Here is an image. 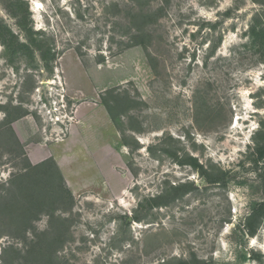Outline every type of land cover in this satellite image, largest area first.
I'll return each mask as SVG.
<instances>
[{
  "label": "rangeland",
  "instance_id": "rangeland-1",
  "mask_svg": "<svg viewBox=\"0 0 264 264\" xmlns=\"http://www.w3.org/2000/svg\"><path fill=\"white\" fill-rule=\"evenodd\" d=\"M14 2L0 0L3 24L18 38L10 53L0 43V195L12 198L26 175L27 194L45 198L25 232L0 211V264L22 263L4 248L24 249L43 234L58 264H264V220L255 237L239 229L263 199L250 155L264 139V48L252 36L264 26V0ZM17 15L50 50L45 60L18 47L28 39ZM215 23L216 31L207 25ZM104 98L118 106V125ZM94 104L111 117L115 146L77 179L83 159L70 153L60 164L52 154H69L78 108ZM45 162L73 197L52 171L32 173ZM167 183L187 187L127 225L124 217Z\"/></svg>",
  "mask_w": 264,
  "mask_h": 264
},
{
  "label": "trees",
  "instance_id": "trees-1",
  "mask_svg": "<svg viewBox=\"0 0 264 264\" xmlns=\"http://www.w3.org/2000/svg\"><path fill=\"white\" fill-rule=\"evenodd\" d=\"M15 2L13 5L17 8L20 3H22V0H14ZM19 17V27L27 32V43H19L18 47L25 48L28 50H32L33 54L36 52H39L43 60L46 59L47 53L50 51H45L44 48H46L45 45L42 43H39L37 39H35L33 36V32L30 29H27L24 25V16L17 15ZM211 26L210 28L214 31L217 29L218 23L215 24H207ZM205 26V25H204ZM252 36L255 39L262 40V47L264 48V26L260 27V25L253 26L252 30ZM18 39L15 34L8 28V26L4 23L3 20L0 17V43L5 46L7 51L9 53L11 52L13 48V41H17ZM216 39V40H215ZM215 43L213 47L210 49V53L208 54V58L212 57L213 54L216 52V49L220 46L222 43V36L216 37ZM214 42V41H213ZM45 58V59H44ZM207 58V59H208ZM206 59V60H207ZM103 104L106 106L109 114L111 115L113 121L115 124H119V119L117 118L118 113V106L113 105L111 102H109L106 98L103 100ZM262 128L264 132V122L262 123ZM149 150L152 154L154 153V148L150 147ZM166 152V151H164ZM186 156V155H185ZM253 158V162L256 164V168L258 169L259 173V179L261 186L263 188V199L255 203L253 205V208L251 210V213L248 214V216L242 221V223L239 225V229L244 232L245 235L249 237H255L264 220V166L261 168L259 167L261 163L264 164V139H258L257 144L255 148L253 149V152L250 155ZM185 160H187V164L191 165L195 168H202L205 171V168L203 165L199 164V161L196 157H190L186 156ZM31 169L33 170L32 173H44V175L48 174L47 171L53 172L54 175H57L59 181H60V190L63 194H68L70 196L71 192L66 187V181L61 174L59 168L54 163H42L36 166H32ZM223 172V171H222ZM210 176V175H208ZM19 180L22 182L20 184L19 189L17 192H15L13 197H10V193L6 195H0V211L1 212H7L11 216V222L15 224L16 228L19 229L20 232H25L28 230V224L32 217V213L36 211L44 201L45 196L43 197L41 194L37 196H30L27 194L28 189L25 181L26 175H18ZM221 178V176H216L215 178L211 179V182H219L218 179ZM168 184V188L166 189V192L161 195H156L152 197H146L139 203V206L132 217L125 216L124 220L127 225L131 224L132 222L141 223L150 216H152V211H154L156 208H159L161 206H167L170 204L172 200H174L175 193H180L181 191H184L185 187H187V184H183L179 187L176 185H170ZM226 184V183H225ZM39 186V190H41ZM54 195V194H53ZM9 196V197H8ZM73 197V196H72ZM5 203L4 208H2V204ZM9 220V219H8ZM43 235H37V241H34L30 243L29 245H26L24 249H21L16 244H10L3 250V256L11 253V255L18 256L22 259V263L20 264H58L57 262V249L53 245H47L44 242V236ZM13 239L19 240L18 237L13 236ZM122 264H126V261H123ZM185 264V263H184Z\"/></svg>",
  "mask_w": 264,
  "mask_h": 264
},
{
  "label": "crops",
  "instance_id": "crops-1",
  "mask_svg": "<svg viewBox=\"0 0 264 264\" xmlns=\"http://www.w3.org/2000/svg\"><path fill=\"white\" fill-rule=\"evenodd\" d=\"M94 105L93 109L84 105L78 108L79 122L74 125L66 141L67 143L64 144V146H67L68 149H65L69 154L63 157H59L57 153L56 155L52 154L59 163L61 162L60 159L71 161L73 156L83 159L82 162L85 165V169L81 172L77 171V179L80 176L91 173L90 169L87 168V163L91 159H97L100 155L99 158L102 160L104 158L103 155L105 156L115 146L111 135V117L103 106L98 104ZM91 112H93V115ZM70 153H74V155L71 157ZM64 169L67 170L65 171L67 172L66 178L68 183L72 187L74 194H77L76 189L80 184L76 181L77 179H74L71 166L65 167Z\"/></svg>",
  "mask_w": 264,
  "mask_h": 264
},
{
  "label": "clouds",
  "instance_id": "clouds-1",
  "mask_svg": "<svg viewBox=\"0 0 264 264\" xmlns=\"http://www.w3.org/2000/svg\"><path fill=\"white\" fill-rule=\"evenodd\" d=\"M253 243H255V241H253Z\"/></svg>",
  "mask_w": 264,
  "mask_h": 264
}]
</instances>
